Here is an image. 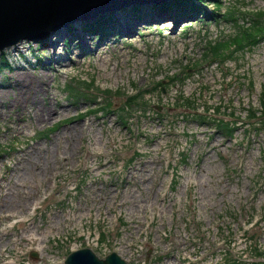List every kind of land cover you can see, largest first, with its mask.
I'll use <instances>...</instances> for the list:
<instances>
[{
	"label": "rangeland",
	"instance_id": "1",
	"mask_svg": "<svg viewBox=\"0 0 264 264\" xmlns=\"http://www.w3.org/2000/svg\"><path fill=\"white\" fill-rule=\"evenodd\" d=\"M165 1L122 8L105 39L78 21L51 32L56 51L0 52V264H65L83 248L126 264H264V124L251 115L264 43L209 61V42L255 23L264 0ZM157 11L167 20L135 27Z\"/></svg>",
	"mask_w": 264,
	"mask_h": 264
},
{
	"label": "water",
	"instance_id": "2",
	"mask_svg": "<svg viewBox=\"0 0 264 264\" xmlns=\"http://www.w3.org/2000/svg\"><path fill=\"white\" fill-rule=\"evenodd\" d=\"M131 1L133 0H0V52L23 41L45 39L52 31L104 15L114 6H126ZM149 1L153 0L143 2ZM102 263L125 264L115 253L106 261H100L90 249L71 254L66 262V264Z\"/></svg>",
	"mask_w": 264,
	"mask_h": 264
},
{
	"label": "trees",
	"instance_id": "3",
	"mask_svg": "<svg viewBox=\"0 0 264 264\" xmlns=\"http://www.w3.org/2000/svg\"><path fill=\"white\" fill-rule=\"evenodd\" d=\"M195 1L202 2L205 0H172L171 5L175 6L179 9L180 6L186 5L189 8L196 9L198 6L196 5ZM220 7V4L217 5ZM167 7L163 5V9L166 10ZM136 10L138 8H135ZM260 15L257 16L255 23L251 24L247 19L241 24L239 28V33L235 36L230 42H223L222 40H217L211 42V52L213 56H222L225 55V51L231 49V46L234 47L233 50H230L229 53H237L242 51L250 46H257L264 43V29H260L261 21L264 20V9L260 10ZM105 18V19H104ZM228 18L230 20L234 19V12L229 13ZM107 21V16L101 15L96 20L87 21L84 25V29L86 31H92L94 33L102 32L105 34L104 26ZM99 37V35H98ZM100 38V37H99ZM174 81V80H172ZM145 92H140L138 95L129 98L128 104L133 105L139 99L143 97ZM261 110H252L251 115L258 119L260 122H256L255 124L260 125L264 124V99L260 101Z\"/></svg>",
	"mask_w": 264,
	"mask_h": 264
},
{
	"label": "bare ground",
	"instance_id": "4",
	"mask_svg": "<svg viewBox=\"0 0 264 264\" xmlns=\"http://www.w3.org/2000/svg\"><path fill=\"white\" fill-rule=\"evenodd\" d=\"M143 1H145V0H133V1H131L130 3H129V5H126V6H114V8L112 9V10H110V12H112V13H114V14H116L119 10H121L122 8H124V7H129L130 5H132V4H134L135 3V5H138V4H141ZM154 1V0H153ZM149 2H151V1H149ZM108 5V4H107ZM106 5V6H107ZM152 5V4H151ZM159 5V4H158ZM158 5H156V9H158V8H161V9H163V5L162 6H158ZM142 8V7H141ZM159 11V10H158ZM158 11L156 12V13H153V12H151V13H147V12H144V15L140 18V17H137V21L135 22L136 23V25H135V27H138L139 28V26H141V25H145V24H149V23H153V24H160L161 22H163L164 20H167L166 19V16H164V15H159V13H158ZM118 15V14H117ZM119 16V15H118ZM152 18H154L155 19V21H152ZM105 19V18H104ZM115 20H119L121 23H124V22H126V21H122V20H120L119 18H115ZM82 23V22H81ZM63 30V29H62ZM62 30H60L58 33H61V35H62ZM118 30V29H117ZM140 30V29H139ZM116 31V30H115ZM135 31V30H134ZM134 31H132V29H128V27H127V29L126 28H124L123 29V31H122V34L124 35V36H126V37H129L130 35H132L131 37H133L134 36V34L135 33H133ZM57 33V34H58ZM82 33V32H81ZM113 32H111V34H112ZM133 33V34H132ZM76 34L74 33V34H71V37H74V38H76V36H75ZM81 35H85V34H81ZM89 35V34H88ZM58 36H60V35H58ZM107 37V36H106ZM105 37V38H106ZM62 38V37H61ZM104 38V39H105ZM44 39V38H43ZM60 38H58L57 40H55V41H50L49 40V42L48 43H46L45 42V46H46V50L47 49H51V50H56V48H57V46H58V43L61 45V43H60ZM48 41V40H47ZM58 41V42H57ZM52 42V43H51ZM55 42V43H54ZM80 42L81 43H85V41H84V39H80ZM72 45H74L75 44V42H74V40H72ZM20 45L22 44V43H19ZM18 44V45H19ZM78 44H80V43H78ZM17 45V46H18ZM59 45V46H60ZM17 46H15L14 48H12V49H15ZM12 49H8V50H5L4 52H3V55H5L6 54V56L7 55H11V53H12ZM22 52V51H21ZM51 57H56V54H55V52L52 54V56ZM50 58V57H49ZM60 62H58L57 61V63L56 64H59ZM1 89H2V87H1ZM46 118H49V117H46ZM76 129V128H75ZM98 140V139H97ZM55 141L56 142H58V139L57 138H55ZM39 151H40V149H39ZM46 153H49V148L47 147V151H45ZM16 164L17 163H15L12 167H10L9 169H7V171H6V173H5V171H4V173L5 174H9L12 178L14 177V167L16 166ZM16 182H17V178H16ZM16 182L14 183L16 186H20L21 184H16ZM1 186V185H0ZM37 204V203H36ZM7 234V233H6ZM38 236H36V238H37ZM37 239H41V238H37ZM1 240V239H0ZM33 240H35V239H33ZM38 241V240H37Z\"/></svg>",
	"mask_w": 264,
	"mask_h": 264
}]
</instances>
